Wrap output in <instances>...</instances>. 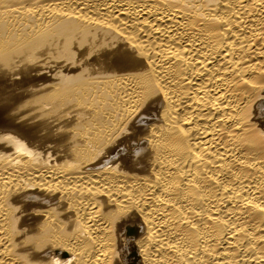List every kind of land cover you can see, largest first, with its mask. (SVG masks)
<instances>
[{"label": "bare ground", "instance_id": "1", "mask_svg": "<svg viewBox=\"0 0 264 264\" xmlns=\"http://www.w3.org/2000/svg\"><path fill=\"white\" fill-rule=\"evenodd\" d=\"M0 264H264V0H0Z\"/></svg>", "mask_w": 264, "mask_h": 264}]
</instances>
